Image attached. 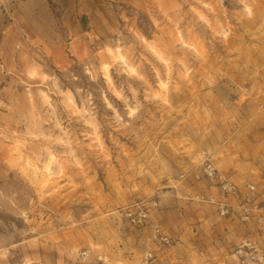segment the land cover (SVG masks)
I'll use <instances>...</instances> for the list:
<instances>
[{
	"label": "clouds",
	"instance_id": "clouds-1",
	"mask_svg": "<svg viewBox=\"0 0 264 264\" xmlns=\"http://www.w3.org/2000/svg\"><path fill=\"white\" fill-rule=\"evenodd\" d=\"M146 2L0 27V264H264V0Z\"/></svg>",
	"mask_w": 264,
	"mask_h": 264
},
{
	"label": "rangeland",
	"instance_id": "rangeland-1",
	"mask_svg": "<svg viewBox=\"0 0 264 264\" xmlns=\"http://www.w3.org/2000/svg\"><path fill=\"white\" fill-rule=\"evenodd\" d=\"M141 11H151L146 0H0V27L7 24L11 18L14 31L48 39L56 32L65 33L69 28L99 29L105 18L112 16L115 19L118 13L127 15L131 12L130 18L136 22ZM136 202L140 203L139 200ZM145 210L147 211V208ZM158 212L161 217L160 224L168 226L169 229L172 222L190 215L188 211L176 206L158 209ZM150 223L151 221L146 220L135 224V227L140 230ZM160 243L167 246L161 240Z\"/></svg>",
	"mask_w": 264,
	"mask_h": 264
},
{
	"label": "built area",
	"instance_id": "built-area-1",
	"mask_svg": "<svg viewBox=\"0 0 264 264\" xmlns=\"http://www.w3.org/2000/svg\"><path fill=\"white\" fill-rule=\"evenodd\" d=\"M234 191H236L234 189ZM238 194V193H237ZM225 195H227V193H225ZM245 201H241V203H244ZM137 205H140L139 207ZM261 206H264V204H262ZM130 211L132 212V215L129 217V220L130 221H133L134 224H141L142 222H145L146 221V218L142 215H140V213L143 211V212H146L145 208L139 203V202H136L132 205ZM217 212L219 213V209H217ZM232 212V209L231 208H225V217H228ZM245 215H247V213H245ZM157 235H158V238L163 242L165 243V241L163 239H161V237L163 236V234L160 233V231H157Z\"/></svg>",
	"mask_w": 264,
	"mask_h": 264
}]
</instances>
